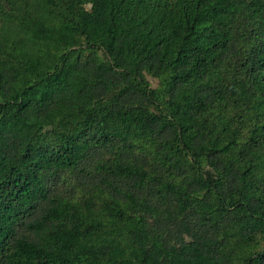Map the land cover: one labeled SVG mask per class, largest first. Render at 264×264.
Segmentation results:
<instances>
[{
  "label": "trees",
  "instance_id": "1",
  "mask_svg": "<svg viewBox=\"0 0 264 264\" xmlns=\"http://www.w3.org/2000/svg\"><path fill=\"white\" fill-rule=\"evenodd\" d=\"M0 264H264V0H0Z\"/></svg>",
  "mask_w": 264,
  "mask_h": 264
},
{
  "label": "rangeland",
  "instance_id": "2",
  "mask_svg": "<svg viewBox=\"0 0 264 264\" xmlns=\"http://www.w3.org/2000/svg\"><path fill=\"white\" fill-rule=\"evenodd\" d=\"M147 79L149 81L150 86H154L155 85V80H153V79H151L149 77H147Z\"/></svg>",
  "mask_w": 264,
  "mask_h": 264
}]
</instances>
